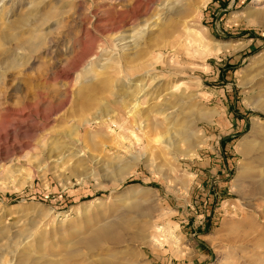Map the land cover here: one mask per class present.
I'll return each instance as SVG.
<instances>
[{
	"label": "rangeland",
	"instance_id": "rangeland-1",
	"mask_svg": "<svg viewBox=\"0 0 264 264\" xmlns=\"http://www.w3.org/2000/svg\"><path fill=\"white\" fill-rule=\"evenodd\" d=\"M167 1L0 2V264L103 224L162 229L134 264H264V0Z\"/></svg>",
	"mask_w": 264,
	"mask_h": 264
},
{
	"label": "bare ground",
	"instance_id": "bare-ground-1",
	"mask_svg": "<svg viewBox=\"0 0 264 264\" xmlns=\"http://www.w3.org/2000/svg\"><path fill=\"white\" fill-rule=\"evenodd\" d=\"M182 1H190V0H168L164 5L163 9H161L164 13L162 15H168V13L175 7L179 2ZM208 0H202L199 3V6H203L206 4ZM0 2H4V0H0ZM167 17V16H165ZM164 17V19H165ZM159 20L156 19L153 23L146 25L139 31V35L141 36L144 33H148L152 31L153 28L159 26ZM91 69H86L83 72V78L86 79L84 84L87 86V77ZM261 80V79H260ZM142 102L140 97H138V93L135 94L134 99L131 103L126 107V113L124 116L128 118H133L138 120L140 115V106ZM137 122V121H136ZM140 126L141 122H137ZM146 125V124H144ZM139 129L141 128L138 127ZM138 129V131H139ZM180 136H184L183 134ZM136 137V136H134ZM166 148H175L176 144L172 137L168 139V141L164 142ZM182 156V155H181ZM193 154H185L183 157H192ZM139 160L135 161L132 165V168L129 170L122 172L120 171V178H124L130 174V170L134 169V167L138 164ZM248 189V186H247ZM264 190V185H263ZM251 190H247V194H250ZM153 233H145V232H135L133 234H129L128 228L123 225L114 224H103L97 226L96 228H86L85 236L80 238H72L69 242L63 241L62 248L56 251L57 256H61V260L57 259L56 261H45L39 262L38 264H134L132 259L135 256L134 248L128 247L125 245L126 239L134 240V241H143L145 239L156 240L161 236V230L157 226L153 227ZM75 232L80 233L81 228H74ZM73 231V232H74ZM72 232V233H73ZM72 233H69L72 234ZM156 242V241H155ZM125 245V246H123ZM118 247H122L123 249H118ZM59 253V254H58ZM55 254L54 256L57 257ZM96 258V260H93ZM60 259V258H59ZM123 260V261H121Z\"/></svg>",
	"mask_w": 264,
	"mask_h": 264
}]
</instances>
